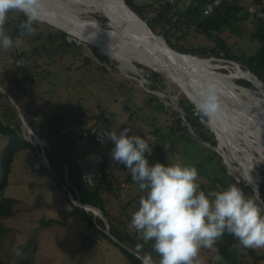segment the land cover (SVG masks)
<instances>
[{
  "label": "rangeland",
  "instance_id": "obj_1",
  "mask_svg": "<svg viewBox=\"0 0 264 264\" xmlns=\"http://www.w3.org/2000/svg\"><path fill=\"white\" fill-rule=\"evenodd\" d=\"M152 1L156 2L157 0H136V2L145 5L147 18L154 15V9L159 4V2H156L154 6L147 5ZM199 1L201 0H175V3L184 10H188L190 6L195 5V7L199 6V11H203L206 5L203 7L197 4ZM239 2L243 6H250L249 10H251V5H253L251 3L254 1L239 0ZM13 14V16L10 15V20L19 23V19L16 18L18 14H22ZM93 15L94 18L87 15H84V18L92 20L97 17L96 20H100L102 23L107 24L110 22L105 16L97 13ZM143 19L148 22L146 18L143 17ZM91 24L94 23L91 22ZM34 26L37 28V32L32 36H20L17 25L5 28L13 39L20 38L22 44L18 48L14 47L6 51L0 50V55L3 58L5 57L3 62L0 56V69L3 65L0 77L4 78V74L8 70L12 71V65H18L19 67H25L27 64L35 65L32 72L40 78L35 79L34 83L31 81L26 82L29 87L32 86L35 90V98L31 105V112L38 116L34 118L35 122H38L43 128H47L48 118L55 111L61 110L59 113L60 119H63L64 122L62 123L63 131L67 129L70 136H76L80 130L83 131L85 128V122H94L95 115L105 113L107 117L112 118L110 125L116 126V131L123 127H129L132 129L133 134L146 139L153 149L158 145L162 147L165 162L173 161L174 164L186 165L191 163V165H195L199 171L198 182L201 190L205 192L221 191L227 186L237 183L246 195H253L254 189H257L256 186L258 185V192L255 197L257 203L262 202L259 195V183L261 181L260 167L264 166V160H260L264 154V135L254 132L247 134L241 129L237 128L238 130H235L234 127L233 129L229 126L225 129L230 142L225 147H221L218 133L214 128L222 134L223 126L216 118H213L214 128L212 121H208L209 128L217 138L215 150L222 156L227 167L228 171H225L222 165L219 164L218 159L215 156H210L211 152L206 148H211L210 144L199 143L197 135L187 122L180 100L187 99L193 104L194 102L179 82H173L172 79L137 58H129V60L111 58V62L102 60L96 55V51L107 50L91 41H82L79 39L80 37L69 34L53 24L42 21ZM10 30L18 33V35L12 36ZM116 30L125 34H130L131 31L125 27ZM63 33L67 34V38L63 36ZM173 34L170 33L168 36L173 39V44L180 43L188 48L215 46L210 41H214L219 45L215 40L208 41L209 39L197 37L195 34H188L186 37L181 33ZM221 37L226 43L219 45V47L229 50L241 62L242 57H248L251 52L258 50L260 47L257 40L251 42L247 38L239 40V37L229 30L223 32ZM68 41L76 42L75 46L69 45ZM236 42L237 44H235ZM46 46L47 50L45 49ZM37 49L44 51L43 57ZM51 50L56 52L53 57L50 55ZM46 51L50 52L47 53L50 56L46 55ZM107 52L105 54L108 56L109 54L113 55L111 52ZM20 53L26 55L18 57ZM34 53H38L41 57L33 59L31 56ZM183 56L180 58L191 63L192 69L205 81L215 80L218 87L222 86L221 83L207 75L210 70L213 71V76H217L221 81L227 83L228 74L238 69L236 62H239L237 60L228 59L223 55L213 57L211 62L207 59L191 60L185 58L188 55ZM17 58L20 59V62ZM239 64L242 66L241 63ZM243 64L246 65V63ZM149 70L154 71L156 75ZM219 74L222 76H219ZM260 78H263V76H260ZM237 80L239 79H234L235 82ZM5 83H7V80ZM241 85L246 86L247 83L242 82ZM6 87L10 88V86H4L0 82V91L4 94V98H0V118L5 119L4 115L7 114V119L10 121L14 117V121L19 125L23 135L32 140L36 139L31 135L32 133L28 132L25 121L22 123L20 113L5 93V90L8 91ZM260 93L263 94V101H260V103L246 102L250 105H264L263 90ZM23 94L28 99L29 95L23 91L22 98ZM38 107L42 110L39 111ZM49 107L50 112L53 113L49 112ZM176 111L180 112L183 118L181 128H178ZM230 121L232 122L233 119ZM156 127L160 129L159 133L161 135L154 133ZM33 132L42 141H46V136L49 133L46 134L41 130L42 134H37L38 131L36 130H33ZM105 142V146L114 148L113 143L107 141V139ZM7 143L8 138L0 136V155ZM43 144L37 146L43 149L45 143ZM98 148L106 153L103 146ZM110 153L111 150L107 149L106 154L109 160H111ZM229 154L233 161L229 160ZM98 156L97 160L100 167L103 155L99 154ZM151 156L156 157V161L152 160L150 164L164 163L163 158L159 157L158 151L154 150ZM244 163H247V166L252 165L251 171L247 166H244ZM99 167L94 171L97 172ZM122 185L126 186V182H122ZM125 195L124 192L123 196ZM135 196H137L135 191H131L128 195L129 198ZM4 199H15V201L13 202L12 215L8 216L0 213V221L5 227V232L0 234V256L3 264H132L118 245L111 242L103 234L99 235L91 232L87 218L82 212L71 217L65 225L53 223L48 226L43 224V221L48 222L51 219L63 220L61 211L72 210L73 206L69 202L65 190L58 186L57 180L46 170L42 161L37 157L36 151L33 153L32 150L25 149L15 155L12 172L9 175V184L3 193L0 192V204ZM86 211L92 219L98 216L88 212V210ZM112 211L116 214L115 206L112 207ZM105 219L108 224L109 217L106 214ZM104 222L105 220H103L101 228L105 232ZM230 240L235 242L236 249L242 246L231 235ZM30 241H32V244L29 246ZM219 241H222V238ZM25 245L27 246L25 247ZM125 245L128 246L127 243ZM243 248V255L238 260L240 264H264V260H258L254 263L255 257L250 254L249 248ZM253 249L257 250L256 254H261L264 251V248ZM216 253L218 252L215 247L210 249L201 248L197 258L198 264H205Z\"/></svg>",
  "mask_w": 264,
  "mask_h": 264
},
{
  "label": "trees",
  "instance_id": "obj_2",
  "mask_svg": "<svg viewBox=\"0 0 264 264\" xmlns=\"http://www.w3.org/2000/svg\"><path fill=\"white\" fill-rule=\"evenodd\" d=\"M210 1L211 0H201L197 4L205 7V5H207ZM219 1L220 4L211 13L205 14V8L203 9V11H199V6H190L188 10H184V8L178 6L175 3V0H157L156 2H159V4L154 9V15L151 18H147V10L145 5L136 2V0H125L126 4L133 11L148 20V23L154 30V32H157L158 34L165 37H168L170 33H174L175 35L181 33L185 37L188 34H195V36L197 37H205L209 39L208 41L215 40L219 43V45H224L226 41L221 37V34L229 30L232 34L237 35V37H239V40L241 38H247L249 42H251L252 40H257L260 44L259 49L251 52L248 57L241 58L242 62L246 63L248 67L244 65L238 59V57L232 54L229 50L219 47V45L214 41L210 42H213L215 46H203L198 48H188L180 43L173 44V39L170 37L165 38L167 41H165V43L167 45H170L173 49L181 54H191L192 56H185V58L191 60H199L198 57L215 58L221 57L222 55L224 57H227L228 59L237 60L242 64V67L244 68L242 69L247 77H245L244 75L242 76L239 73L240 71L238 69L234 70V72L229 76V79L226 78L228 81H226L227 83L221 81V79H219L217 76H213L212 70H210L207 75L213 80L217 79L223 87L230 90L241 99H244L245 101L250 103H260V101H263V94L260 93L263 90V81L260 76H263L264 78V1L253 0L254 2L251 3L253 4L251 5L253 6L251 10H249L250 6L248 7L241 5L239 0ZM156 2L152 1L147 5L154 6ZM13 15L14 14L12 13L11 16ZM16 19H19V23H15L14 20L11 21L9 18L4 27L7 29V26L9 27L12 25H17L19 28L20 22L24 20L25 17L18 14ZM11 35L17 36L18 33L11 31ZM63 36L67 38L66 33H63ZM79 39H81L82 41L84 40L82 38ZM76 42L73 43L71 41H68L67 43L71 46H75ZM235 44H237V42ZM45 49L47 50V46L45 47ZM107 51H96V55L100 59L108 62L112 61L111 58H117L111 54H109V57L107 54H105V52L108 53ZM38 52L42 57L44 56V51L39 50ZM47 53L49 54L50 52L46 51V55ZM25 55L26 54L20 53L18 57ZM50 55H52L53 57L54 55H56V52H53L51 50ZM39 56L40 55L38 53H34L31 57L33 59H38ZM1 58L4 62L5 57L3 58L1 56ZM207 60L211 62L210 59ZM35 62H37V60H35ZM12 66V71L8 70L4 74V78L0 77V82L4 86H10L9 89L7 87L6 88L16 99L19 107H21V112L28 120L27 123L31 127V129L33 128V130L38 131L37 134L41 133L40 130L42 132H45L46 134L49 132L46 136V139L44 138L47 141L48 146L45 145L43 149L40 146H38V148L40 151H44L50 163L53 174L46 168L44 163L43 165L45 166L46 170L57 180V184L60 188L64 189L62 185V183H64L76 199H80L83 203L97 206L104 211V213L102 212L104 216L106 214V216L109 217L108 224L110 235L104 232V230L101 228V226H103L102 218L99 216H95L94 219L89 217L85 209L76 206L71 201L65 189L64 190L69 198V202L73 206V209L61 211L63 220L51 219L48 222L43 221V224L48 226L52 225L53 223L65 225L71 217H74L79 212H82L87 218L89 229L92 230L91 232L99 235L103 234L111 242L118 245L122 250V253L132 262V264H141V260L138 259L132 251L121 244L127 243L128 246L134 250L136 244L143 243V241L137 239L138 234L134 230L129 229V223L131 214L136 211L139 206L138 202L140 197L142 195H145L146 193L142 192L139 189L138 185H135L136 183L132 180L130 174L127 172L123 165L113 163L112 160H109L108 155L106 153H103L98 148L103 146L105 150H112L110 146H105L106 140L100 143L96 141L93 136H84L83 132L85 130H80L76 136H70L67 129H65L66 132L63 131L62 123L64 122L63 119H60L59 113L61 110H57L53 113L50 112L49 107V112L53 114L50 118H48L49 123L47 125V128H43V126L39 125L38 122H35L34 118L38 116L37 114L31 112V105L33 104L35 98V90L32 86L29 87L26 82L31 81L32 83H34L35 79L40 77L36 74H33L32 72V69H34L35 67L34 64H27L25 67H19L18 65ZM246 68L247 70H245ZM1 70H3V65L0 69V73ZM152 73L156 75L154 71H152ZM219 76L222 75L219 74ZM234 79L239 80L235 82ZM6 80L7 83H5ZM242 82L247 83V85L242 86ZM23 91L29 95L28 99L24 94L23 98L21 97ZM3 95L4 94L0 91L1 99L4 98ZM251 95H253V97H251ZM180 104L185 113L187 122L198 137V142L210 144L211 148L206 147L211 152L210 156H215L220 162L219 164L222 165V168L225 171H228L225 163L223 162L222 156L215 150V147L217 146V138L209 128L207 118L202 119L201 116L196 113L194 104L190 100L181 99ZM38 108L39 111L42 110L40 107ZM128 108L130 107L128 106ZM175 116L178 118V128H181V126L183 125V118L180 112L176 111ZM4 118H8L7 114L4 115ZM5 119L0 118V136L8 138V143L4 147L3 152L0 155L1 193L5 191L6 187L9 184V175L12 172L15 155L19 151L25 149H30L33 151V153H35L34 146L30 143V141L25 139V136L20 131L19 125L16 123V121H14V117L13 119H10L11 123L9 119ZM111 120L112 118L110 119L109 117H107L105 113H103V115H95L94 122H85V127L90 131L95 126H107L106 128H108L111 132L113 130H116V126L110 125ZM21 121L23 123V119H21ZM212 125L214 128L215 123L213 122V120ZM184 127L186 126L184 125ZM159 130L160 129L156 127L154 133H158L161 135V133H159ZM214 130L218 133L220 146L225 147V145L227 144L223 143L221 136L222 134L219 133L217 129L214 128ZM33 136L38 137L34 132ZM221 140L223 144L221 143ZM98 149L99 151H97L96 153H98V155H103L101 162L102 165L99 167L97 172H95L93 169L89 174H86L83 169V164L85 161H90L89 156L93 153V150ZM154 150L158 151L159 157L163 158L162 147L158 145L153 149V152ZM154 156H148L149 162L152 160L156 161V157ZM229 160L233 161L230 154ZM260 160H264V154L261 156ZM163 161L164 164H174L173 161L165 162V158H163ZM186 165H191V163H187ZM249 166L251 171L252 165ZM260 175L261 181L259 183V191L262 199V202L260 204L262 207H264V166L260 167ZM124 181L126 182V186L122 185V182ZM131 191H135L137 193V196L129 198L128 195H130ZM124 192L126 193L125 196H123ZM14 201L15 199H4L0 204V213L8 216L12 215ZM114 206L116 214L112 211V207ZM88 212L97 215L92 210H88ZM4 232L5 227L0 221V234ZM229 239L230 235L225 233V235L222 237V241L218 240L214 247L216 248V251L220 253L227 262L231 264H240L238 260L243 255L242 251L244 250V248L243 246H240L239 248H241L242 250H240L239 248L236 249L235 242L231 240L229 241ZM28 244L30 246L32 244V241H30ZM27 245H25V247ZM249 250L250 254L255 257L254 263H256L258 260H264V251L261 254H256V249L249 248ZM147 252L152 253L155 264H158L160 257L153 251L151 242L144 244L141 255ZM0 264H3L1 256Z\"/></svg>",
  "mask_w": 264,
  "mask_h": 264
},
{
  "label": "clouds",
  "instance_id": "obj_3",
  "mask_svg": "<svg viewBox=\"0 0 264 264\" xmlns=\"http://www.w3.org/2000/svg\"><path fill=\"white\" fill-rule=\"evenodd\" d=\"M43 11V0H0V50L22 44L4 27L12 13L25 17L19 24L20 36H32L37 32L34 25L42 22ZM221 107L218 84L205 82L194 100L196 113L211 122L219 116ZM105 135L114 144L112 162L123 165L146 193L140 197L129 223V229L143 241L134 247L141 264H155L151 252L141 255L144 244L149 242L160 257L159 264H198L201 248L214 247L225 233L245 248H264V207L257 203V189L253 195H246L233 183L221 191L205 192L195 165L150 164L152 146L133 134L131 128Z\"/></svg>",
  "mask_w": 264,
  "mask_h": 264
},
{
  "label": "bare ground",
  "instance_id": "obj_4",
  "mask_svg": "<svg viewBox=\"0 0 264 264\" xmlns=\"http://www.w3.org/2000/svg\"><path fill=\"white\" fill-rule=\"evenodd\" d=\"M43 9L42 21L53 24L59 29L66 30L84 40L91 41L108 50L118 59L137 58L154 70L169 77L173 82H179L181 87L194 100L196 94L207 82L192 69L191 63L180 58L184 57L183 55L192 56L191 54H181L170 45H167L165 38L151 34L144 21L139 16L133 15L122 0H43ZM96 13L105 16L110 22L107 24L102 23L100 20H96L97 17L92 20L84 18V15L93 17V14ZM91 22L94 24H91ZM122 27L131 30L130 34L116 30ZM198 58L212 60L213 57ZM237 65L240 70L239 73L247 77L242 66L236 62ZM232 73L228 75L230 76ZM218 88L222 107L219 116L214 118L223 126L221 135L223 143L229 144L230 142L225 129L229 126L234 127L235 130L241 129L247 134L254 132L264 135V105H250L243 99L236 97L230 90H226L225 87L220 86ZM20 119H22L21 116ZM231 119H233L232 122ZM24 121L29 133L33 135L31 127L26 120H23V123ZM35 138L33 139L35 142H33L36 145L41 146L45 143L38 137ZM247 163H244V166H247ZM249 165L247 167L250 171ZM82 206L86 210L94 211L97 215L102 213L90 205ZM102 215L104 216L103 213ZM215 256H219L217 264H220L223 257L220 253H216Z\"/></svg>",
  "mask_w": 264,
  "mask_h": 264
},
{
  "label": "water",
  "instance_id": "obj_5",
  "mask_svg": "<svg viewBox=\"0 0 264 264\" xmlns=\"http://www.w3.org/2000/svg\"><path fill=\"white\" fill-rule=\"evenodd\" d=\"M122 2L124 3V5H125L126 7L129 8V10H130L131 13H133V14L136 15V16H139V17L144 21V24H145L146 28L148 29V31H150L151 34H153V35H157V36H159V37L166 38V37H164V36H162V35L156 34V33L152 30V28H151V26L149 25V23H148L147 21H145V20L143 19V17H141L139 14L135 13V12H134V11H133V10L127 5V4H126L125 0H122ZM261 79H262V81H263V88H264V78H261ZM185 92H186V91H185ZM5 93H6V95L11 99V101H12V103L14 104V106L16 107L17 111L20 113V116L22 117V119L28 121V120L26 119V117L22 114L21 109H20V107H19V105H18L16 99L13 97V95H12L10 92H8L7 90H5ZM186 93H187V92H186ZM187 95H188V93H187ZM188 96H189V95H188ZM189 98H190V97H189ZM190 99H191V98H190ZM191 100H192V99H191ZM192 101H193V100H192ZM32 131H33V130H32ZM25 139L28 140V141H30V143H31V144L34 146V148H35V151H36V154H37L38 158L42 161V163L45 164L46 168H47V169L53 174V171H52V169H51L50 163H49L48 158L46 157L44 151H40L39 148H38V146L36 145V143H34L33 140L30 139V138H28L26 135H25ZM45 145L48 146L47 141H45ZM92 168H93V164H92L89 160L84 162V164H83V169H84V171H85L86 174H89V173L91 172ZM62 185H63L64 189L67 191L69 198L71 199V201H72L76 206L85 209V207H83L82 205H90V206L95 207L96 209H98V210H100L101 212L104 213V211H103L101 208H99V207H97V206H94V205H92V204L83 203L80 199H76V198L74 197V195L70 192V190L67 188V186H66L64 183H62ZM257 189H258V187H257ZM259 195H260V194H259ZM260 200L262 201V199H261V195H260ZM85 210H86V209H85ZM98 216L101 217L103 220H105V222H104L105 232H106L107 234L110 235V232H109V224H107V220L105 219V216H103L102 213H100ZM121 245L125 246L126 248H128L130 251H132V252L134 253V250H133V249H130L127 245H125V244H121ZM220 264H231V263L227 262L224 258H222L221 261H220Z\"/></svg>",
  "mask_w": 264,
  "mask_h": 264
},
{
  "label": "built area",
  "instance_id": "obj_6",
  "mask_svg": "<svg viewBox=\"0 0 264 264\" xmlns=\"http://www.w3.org/2000/svg\"><path fill=\"white\" fill-rule=\"evenodd\" d=\"M220 4L219 0H211L204 9L205 14L211 13L218 5ZM20 62V59H18ZM110 132V130L103 126H95L90 131L85 130L83 132L84 136H93L96 141L98 142H104L106 140V133ZM219 260V256H215L210 262L211 264H217V261ZM210 262L206 263L209 264Z\"/></svg>",
  "mask_w": 264,
  "mask_h": 264
},
{
  "label": "crops",
  "instance_id": "obj_7",
  "mask_svg": "<svg viewBox=\"0 0 264 264\" xmlns=\"http://www.w3.org/2000/svg\"><path fill=\"white\" fill-rule=\"evenodd\" d=\"M252 7H251V9H252ZM87 129L88 128L85 127L83 130H87ZM97 151H99V150H93V153L89 156L90 157V162L93 163L94 169L99 167L98 160H97L99 156H98V153H96ZM104 151L107 153V150H104Z\"/></svg>",
  "mask_w": 264,
  "mask_h": 264
}]
</instances>
